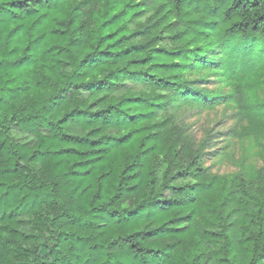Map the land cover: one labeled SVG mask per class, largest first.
<instances>
[{"label": "trees", "instance_id": "1", "mask_svg": "<svg viewBox=\"0 0 264 264\" xmlns=\"http://www.w3.org/2000/svg\"><path fill=\"white\" fill-rule=\"evenodd\" d=\"M261 91L264 0H0V264H264V167L177 114L257 139Z\"/></svg>", "mask_w": 264, "mask_h": 264}, {"label": "rangeland", "instance_id": "2", "mask_svg": "<svg viewBox=\"0 0 264 264\" xmlns=\"http://www.w3.org/2000/svg\"><path fill=\"white\" fill-rule=\"evenodd\" d=\"M199 80L198 84L202 86L204 83L202 78ZM217 82L218 79L211 78L208 86L214 88ZM260 94L264 96L263 91ZM190 105L183 104L177 114L188 113L183 120L188 126L187 133L190 137L196 141L208 137L213 142L203 157L205 166L221 176L246 178L264 167V136L257 139L231 136L229 129L236 123L231 117V110L227 104L223 103L202 110L190 109Z\"/></svg>", "mask_w": 264, "mask_h": 264}]
</instances>
